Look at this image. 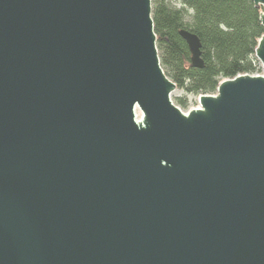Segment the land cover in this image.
<instances>
[{
  "label": "water",
  "instance_id": "95a60500",
  "mask_svg": "<svg viewBox=\"0 0 264 264\" xmlns=\"http://www.w3.org/2000/svg\"><path fill=\"white\" fill-rule=\"evenodd\" d=\"M151 11L0 0V264H264V75L182 112Z\"/></svg>",
  "mask_w": 264,
  "mask_h": 264
},
{
  "label": "trees",
  "instance_id": "16d2710c",
  "mask_svg": "<svg viewBox=\"0 0 264 264\" xmlns=\"http://www.w3.org/2000/svg\"><path fill=\"white\" fill-rule=\"evenodd\" d=\"M151 5L162 70L185 95H211L222 80L261 70L254 53L264 35L262 8L252 0H151ZM180 30L199 37L202 68L192 66ZM175 102L187 105L185 96Z\"/></svg>",
  "mask_w": 264,
  "mask_h": 264
},
{
  "label": "rangeland",
  "instance_id": "374dc122",
  "mask_svg": "<svg viewBox=\"0 0 264 264\" xmlns=\"http://www.w3.org/2000/svg\"><path fill=\"white\" fill-rule=\"evenodd\" d=\"M257 66L259 68L261 67L260 64H258ZM256 73L261 74V70L257 69ZM180 96H185L186 97V101H187L186 107H180L182 112L187 113L191 109H194V108H197V107L200 106V103L198 101V98H199L200 95H194V94L185 95V93L182 90H180V89H177V90H175V92L172 93L171 101L176 104L175 98H178ZM136 114H137V118H139L141 116L139 110H136Z\"/></svg>",
  "mask_w": 264,
  "mask_h": 264
},
{
  "label": "built area",
  "instance_id": "2783aa9c",
  "mask_svg": "<svg viewBox=\"0 0 264 264\" xmlns=\"http://www.w3.org/2000/svg\"><path fill=\"white\" fill-rule=\"evenodd\" d=\"M256 75H264L263 70L261 69V74L255 73Z\"/></svg>",
  "mask_w": 264,
  "mask_h": 264
}]
</instances>
